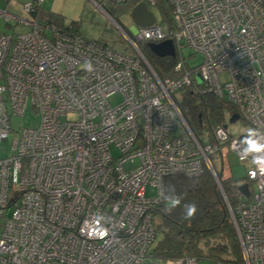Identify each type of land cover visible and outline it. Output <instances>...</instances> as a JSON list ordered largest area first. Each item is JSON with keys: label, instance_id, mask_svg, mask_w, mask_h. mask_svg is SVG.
Masks as SVG:
<instances>
[{"label": "built area", "instance_id": "obj_1", "mask_svg": "<svg viewBox=\"0 0 264 264\" xmlns=\"http://www.w3.org/2000/svg\"><path fill=\"white\" fill-rule=\"evenodd\" d=\"M127 1L104 0L113 6ZM39 2L25 3L23 11L35 14ZM167 5L170 23L155 20L127 36L135 56L69 25L0 9L5 23L29 27L0 32V141L7 138L10 113L22 115L30 104L40 116L38 127L23 128L11 154L0 158V264H197L195 257L154 259L148 249L163 179L198 175L204 165L230 212L244 264H264V174L252 162L264 153L245 154L248 132L235 137L223 124L214 127L212 141H200L172 97L194 86L196 94L223 99L234 109L229 117L237 113L264 143V0ZM166 39L173 42L174 60L169 74L160 76L138 43ZM183 48L201 55V62L189 65ZM115 94L120 100L111 104ZM67 114L76 118L61 119ZM229 150L252 164L249 195L240 193L233 208L220 183L231 176ZM215 154L220 172L210 160ZM148 186L156 195L146 196Z\"/></svg>", "mask_w": 264, "mask_h": 264}, {"label": "trees", "instance_id": "obj_2", "mask_svg": "<svg viewBox=\"0 0 264 264\" xmlns=\"http://www.w3.org/2000/svg\"><path fill=\"white\" fill-rule=\"evenodd\" d=\"M127 2H130L131 5L135 4L133 0ZM162 12L163 20L170 23L168 5L167 9H162ZM76 25L77 21L75 20L69 23V26L75 29ZM153 56L158 60L164 59V57L170 58L167 62H161L165 74L160 75L156 71L160 76L168 75L174 59L168 56L159 57L154 53ZM188 94L189 96L186 97L183 104L178 107L194 134L196 127L202 125V106L207 103L206 99L209 100L213 109L211 119H208L210 126L214 124L211 128L212 132L217 124H221L224 107L229 113L234 111L231 104L210 93L196 94L189 90ZM212 132L209 141H212ZM244 182L246 180L240 181L232 176L220 179L223 192L232 208L239 199L238 185ZM170 185L175 186L176 192L183 195V200L180 207L168 213L164 210L165 201L163 198L168 193ZM190 202L197 204L198 211L191 220H184L182 218L183 204ZM151 214L154 241L148 249V254L154 259L173 260L195 257L197 260L206 258L216 264H244L240 242L230 212L215 177L205 165L202 172L195 176L182 174L166 176L163 179V197L153 207ZM158 233H160V238L155 242Z\"/></svg>", "mask_w": 264, "mask_h": 264}, {"label": "rangeland", "instance_id": "obj_3", "mask_svg": "<svg viewBox=\"0 0 264 264\" xmlns=\"http://www.w3.org/2000/svg\"><path fill=\"white\" fill-rule=\"evenodd\" d=\"M63 3L64 2L62 1L61 5L66 6L65 8H67L65 13L57 16L55 15V18H57L64 26H68L72 20H76L81 29L80 33L89 39L99 40L116 52L129 56L136 55V50L127 37L129 36L134 38V30L136 28L134 20L131 16V7L133 5H131L130 2H124L120 5L113 6L109 3L101 1L100 5H102V7L107 11L109 16L103 10L97 8L91 2V0H68L66 4ZM24 4L21 0H0V9L7 10L19 17L30 20L32 17L22 10ZM148 7L154 13L156 22L165 24V21L163 20L162 9H167V0H156L155 4L148 3ZM28 30V26H23L22 24H17L13 21L7 24L3 19H0V32L17 34L26 32ZM138 46L141 48L145 57L153 64L156 71L160 75L163 73L165 74V70L162 67L161 62H167L170 58L164 57V59L158 60L153 56L152 51L149 49L146 43H138ZM182 53L186 62L191 66L197 65L201 62V55L196 54L193 56V53L187 48H183ZM220 78L222 81L227 80V73L221 74ZM189 90L196 93L197 88L192 86L191 88H182L172 93V97L177 105L180 106V104H183V102L186 100V97L189 96ZM108 100L111 104H115L120 100V97L119 95L115 94L109 97ZM206 101L207 103L202 106V125L197 126L195 129V134L200 138V140H202V142L209 141L210 134L212 132L211 128L214 126V124H212V126L209 124L213 109L209 104V100L206 99ZM222 115L223 118L221 119L220 123L227 125V132L232 136L239 137L247 133L250 129L241 118L236 119L234 122H229V112L225 107L222 109ZM75 118L76 114H67L61 117L63 120ZM39 122V113L35 112L30 104L27 105L22 115H14L10 113V129L8 131L7 138L6 140L0 141V158L7 157L11 154L12 143L14 140L19 138L23 128H36L38 127ZM111 152L113 156L118 154V151L115 148H112ZM210 160L215 170L220 172L222 168L220 157L216 154L211 155ZM226 165L230 170V175L234 179H238L240 181L247 180L246 170L252 166L251 161L239 160L237 154L231 150H229L226 155ZM249 187L251 194L255 192V186L251 182H249ZM154 195H156V188L148 186L146 189V196L149 197ZM159 238L160 233L157 234L155 242ZM197 264L216 263L209 259L201 258L197 260Z\"/></svg>", "mask_w": 264, "mask_h": 264}, {"label": "clouds", "instance_id": "obj_4", "mask_svg": "<svg viewBox=\"0 0 264 264\" xmlns=\"http://www.w3.org/2000/svg\"><path fill=\"white\" fill-rule=\"evenodd\" d=\"M87 70L92 71L93 65L91 62L87 63ZM218 134H222L218 133ZM243 143L246 145L244 148L245 154L250 153H264V143H261L260 133L255 129H249L247 136H245ZM252 162L257 165L262 174H264V155L253 156ZM250 175L255 178L256 171H251ZM165 211L171 213L174 209L178 208L182 204L183 195L176 192L175 186H169L168 193L164 196ZM198 211L197 204L194 202L183 204V216L184 220H191L195 217Z\"/></svg>", "mask_w": 264, "mask_h": 264}, {"label": "water", "instance_id": "obj_5", "mask_svg": "<svg viewBox=\"0 0 264 264\" xmlns=\"http://www.w3.org/2000/svg\"><path fill=\"white\" fill-rule=\"evenodd\" d=\"M131 16L134 20L135 27H144L155 22L154 13L145 1H139L131 7ZM147 46L152 53L159 57L174 56V45L171 39H166L158 43L148 42ZM236 119H238V114L232 113L229 117V122H234ZM223 126L226 127L227 125L223 124ZM238 189L245 197L249 195L248 182L240 183Z\"/></svg>", "mask_w": 264, "mask_h": 264}, {"label": "crops", "instance_id": "obj_6", "mask_svg": "<svg viewBox=\"0 0 264 264\" xmlns=\"http://www.w3.org/2000/svg\"><path fill=\"white\" fill-rule=\"evenodd\" d=\"M21 1L24 4V3L38 1V0H21ZM62 1L64 2L63 4H66V2L68 0H40L39 6L37 7V10H36V13L35 14H31V15L29 14V15L32 17V19H37L39 22L49 21V22H52V23H54L56 25L64 26L62 23L59 22V20L57 18H55V15L57 16V15L64 14L66 9H67V8H65L66 6L61 5ZM75 1H77V0H75ZM101 1L103 2L104 0H91V2L97 8H98L97 5H100ZM105 13L109 16L107 11ZM76 30L80 33L81 29H80V27L78 25V22H77V25H76ZM86 38H88V37H86Z\"/></svg>", "mask_w": 264, "mask_h": 264}]
</instances>
